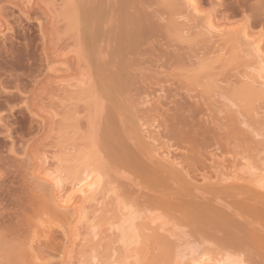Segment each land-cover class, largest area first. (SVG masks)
Listing matches in <instances>:
<instances>
[{
    "label": "bare ground",
    "instance_id": "6f19581e",
    "mask_svg": "<svg viewBox=\"0 0 264 264\" xmlns=\"http://www.w3.org/2000/svg\"><path fill=\"white\" fill-rule=\"evenodd\" d=\"M17 1L25 2V4H32L34 0ZM36 1L42 3L45 6L46 12L52 17L48 23L46 22L48 24L47 26L52 28V32L49 39L47 38L49 40V44L46 45L47 47L45 46L46 48H41L42 55L44 56L45 51H49L51 54H53V56L56 57H72V62L67 66L62 65L63 68L62 66L59 69L58 67L56 69L51 68L53 69V72L51 71L52 73L50 71L48 72V70L47 72L42 71L44 72L43 77H41L43 73L38 74L39 78L41 77L40 79L37 75H30L34 74L35 72L39 73L37 71L39 70L40 66L37 67V71L36 65L34 68H31L32 73L29 71L30 68H28L27 71H29L30 74L28 75V72L26 71L27 73H25V77L22 76V79H25L24 81L26 83L27 81L31 83L34 79L31 81L30 79L36 76L38 79L35 78L33 81L34 85L31 83L29 85L30 88L26 84V87L29 89L27 90L25 87L27 93L26 90H21L18 93L21 94V92H23L26 94L23 95L24 97L22 96L23 93L21 94V97L23 98L22 102L24 101L23 104L26 106L25 109L34 107L47 114V129L41 125L43 126V129H45L43 130L44 132L41 133V136L44 133L41 139L50 138L52 136L59 139L64 135L63 140L65 141V138H67L68 134L71 138L73 132L77 131L78 133L82 132V137L80 134L79 135L80 138H84V140L82 147L79 144L81 148L76 144L80 143L82 140L79 142L78 139V142L75 145L72 144V155L70 152H68L70 151L71 147H69L68 150L65 149V154L68 155L66 159L64 158L65 161L67 162V159L68 161H71L70 156L73 158V160H75V163H72L73 160L70 162V164L66 163L68 164L67 168H69L67 171H65V173L63 172L64 169L61 170L62 165L61 168L59 166L57 167L58 169L56 168L55 170H53V168L49 169L48 166H46L47 156L37 153V145L33 146L36 143H41V139L39 138L40 142L38 139L40 136L38 134L36 135V133L40 132L41 127L39 129L38 127L40 125L37 126V124L31 122L32 125L28 127L31 129V131L37 132L34 135L36 140L35 143L32 142V146L28 149L34 152L38 163L37 167L34 168V171L39 170L38 172L40 173V178L50 186V196L48 199H42L39 202H35L36 206L34 203L33 205L31 204V210L33 209V211L30 210L31 213L25 211L27 213H25V215L24 212L21 211L17 215L19 218L17 221L18 224L15 222L13 225V228H16V230H8L4 228L8 224V221H6V225L5 222L4 224L1 223V226L4 227L0 226V236H6L5 239H7L9 236V240H5L6 242H9L10 239H15V237L19 238L22 236L23 231H21L22 234L20 232L16 233V231H19V224L21 225L22 223L23 226H27V230L28 225L27 223L25 224V222L27 219H29V217L26 216L30 214L29 216L31 220L33 219V216H36L34 217L35 221H33V223L35 222L36 224L33 225L34 229L32 226H29L30 228L28 229H32L35 234L34 236H27L30 239L26 241V245L29 248L28 249L26 246V249L29 251L32 248V245H28V241H32L33 239H35L37 246L35 251L32 253L26 250L28 252V264H50V262H48L49 260L46 261V258L45 261L41 263L44 260V256L40 253H42L43 250L48 249V245L43 246L44 249H42V252L40 250V245L51 242L50 240L55 237V233L57 231L61 232L63 238L68 241L66 248L64 247L65 254L64 258H62L63 262H61V264H244V258L242 259V254L245 251L248 252L249 257H253V259H248L247 257L248 261L251 259L250 264H264V157L260 156L264 150L261 148V130L258 128L260 127L259 123L264 125V121H260V117L257 116L259 113L258 107L255 106L256 103L259 105L260 101L261 103H263L262 100L264 101V50L262 51L261 48V43L264 41V32H261L256 37H250L248 35L249 32L252 31L251 28L255 26L264 28V0H212L214 2L208 3L207 7L205 8L206 10H204L205 2H203V0H61L59 2H56V0H35L33 3H36ZM202 6L203 9H201ZM164 14L166 17H168V26H161L158 22V19ZM237 14L242 17L241 24L238 23L239 25L236 24L234 26L230 25L228 28L223 30H218L214 27L213 21H216L217 23V20H221L220 23L222 24L223 21H230V16L235 17ZM176 16H179V18L182 17L183 19L185 18L184 22L180 23L182 21H179V23H177L178 21ZM189 17L191 18V22L194 20L197 24L194 25V23L190 25V21H186V19H189ZM4 21H2V25H4ZM198 21L200 23H198ZM61 22L65 28L67 24V30L65 29L64 32L68 31L69 33L67 32V36L65 35V37L63 35V31H59L58 33V30L56 29L58 28V25L61 24ZM113 25L115 28H119V31L116 33H111ZM6 26L8 27V25ZM190 30L193 31L192 34H190L191 32L188 33ZM172 32L174 34L176 33L178 39L181 37L180 41L182 40L185 42L188 40L192 42L197 40L195 43H198V39H195L196 37H201V39L205 38V40L201 42L202 46L205 45V41L207 42L209 36V38L215 36L213 32H219V34L222 35L221 38H224L225 43L231 42L240 46L241 42H243L242 44L247 45H245L246 51H243L246 52L245 54L250 57V59H252V62L250 61L251 66L249 65L251 71L249 69L245 73L246 77L242 74L244 80L241 76V80L239 79L238 85H235V81H238L240 76L238 77L236 75L238 78L233 81L234 83L232 82L234 86H231L230 91L232 94H230L228 98L234 102L230 103L231 101H227L228 98H226L225 94L224 96L227 99L226 101L230 104V107L233 108L234 105L238 107V113L241 111L240 109H242V112L247 117L251 116V114L248 113H252L251 118H249L252 121V125L250 123L251 121L248 122L251 127L247 124L245 117L243 118V121H241L242 123H245L240 126H243L242 128H245L246 126V128L240 130L239 124L236 123L238 121L236 115L237 109H235L236 112L233 113L234 110L228 107V110H225V113L227 112L229 114L228 116H224L226 119H228V121L225 120V122H220L222 120L217 118L219 117L218 115L217 117L213 116L211 120L214 122V124L219 121V124L217 123L218 125H224L221 127L216 124L217 129L221 128L220 130L222 133L220 134L223 135L222 137L213 131L215 127L212 128V125L211 128L207 126V121L204 122L206 125L200 124L198 122L196 124L190 121V119L195 120L194 115L196 113L194 112H197V108L193 107L194 109H188L190 113L192 112V118L190 117L189 113L188 115L190 119L187 115L186 119H189V122L192 123L191 125L189 123L187 124L188 121L185 119V115H183L184 112H180L181 108L178 107L180 110L179 112L176 108V111L177 114H182L184 118H182V116H178L176 111L174 112L175 114H173V110L170 108L161 107L162 101L160 100L163 95L161 97L159 96L160 98H157L153 102L150 101L153 97H155L156 94L154 93L159 91V88L157 87L156 90L154 89L155 87L153 85L157 83V86L160 87L161 91V89L164 87H166V89L168 88L162 84L161 81H163V83H167L171 80H154V77L151 79L147 76V79H144L145 74L151 75L152 72L143 73L142 71H139V69L138 72H136L137 68L135 67L136 65L137 67L139 66V56H141V54L144 53L150 56L153 55L154 58L149 56L151 60L148 58L147 60L145 59V61H157V63L159 62L158 65L160 66H175V68H177L179 64H183L184 67L188 65L186 68L189 70L188 67L191 65L190 62L193 60L190 58L193 56L194 59L196 57L195 61L197 60L199 66H201L202 63L205 64L206 68V65L208 64L204 61V59L200 61L197 58L199 54L197 53L198 49L194 48V54L192 53L193 51H191V49L190 52L185 50V53L181 52L182 54H180L179 52L176 54L171 50L161 51L159 50V47L156 48L153 45L152 47H155L157 52L154 51L156 54L152 53L151 50H155V48H148H151L152 45V43L149 41L156 42L160 35L168 36V34H171ZM194 32L197 33H195L192 38H187L188 35L189 37L190 35L192 36ZM211 33H213L214 36ZM185 34L187 35L186 38ZM202 34L205 36L203 37ZM216 35L218 36V34ZM101 37H103V45H100L99 43ZM109 38H112L114 41L112 42L115 43V45L112 44L113 51H111L112 45L110 47V43H108L109 40L111 42V39ZM208 41L212 42L213 44L215 43L210 39H208ZM206 45H209V43L207 42ZM219 45L220 44H218V48H215L213 45L215 51L217 49L220 51V47H223V45ZM237 47L233 46L231 51L234 52V49L236 48L235 50H237ZM144 48L146 51L150 50L151 52H149L151 54L149 52L146 53ZM198 48L200 47L198 46ZM207 49L211 52L212 48L207 47L206 50ZM22 50L24 49H21L18 52H22ZM17 54L18 57H16ZM17 54L15 55L17 62H21L23 59L26 61V55L21 54V56H19V53ZM108 54H110L111 58ZM190 54L191 57L189 58ZM27 57H29V55H27ZM12 58L14 59L13 56ZM43 58H45V56ZM142 58L140 57V59ZM186 58L188 60L187 65L185 66L183 60L186 62ZM199 58H201L200 55ZM111 59H113V61ZM195 61L193 60L194 64ZM20 62L19 64L21 65ZM7 63L8 62H6V64ZM14 64L13 66L16 68V65ZM19 64H17L18 68L20 66ZM154 64L156 65V63ZM194 64H192V66ZM24 65H26V63ZM158 65L156 66L157 69L159 67ZM13 66L10 65L9 68ZM180 67L181 66H179V68ZM9 68L7 72H9ZM15 68H11V71L14 72ZM202 68H204L203 65ZM41 69L43 70L44 68ZM180 69H183V67ZM4 70L6 71V68ZM72 71H75V73ZM2 72H0V80H6L7 83L10 80L9 78H11L13 75L9 76L11 73H8L9 75H7L9 78L5 77V75L4 78H2ZM134 72L135 74L137 73V76H139L138 73L142 72L139 78H135L139 80H135L132 76ZM197 72H194L191 77L198 76L200 71L198 73ZM158 73L160 72L158 71L154 74L158 75ZM247 74L249 75L247 76ZM17 75L19 76V73ZM184 75H186V69ZM151 76L154 75L152 74ZM15 77H13V80ZM148 78H150V80H148ZM155 78H157V76H155ZM24 81L21 84L19 82L18 83L20 85L23 84L22 87H24ZM140 81L141 84H143L141 86H139ZM147 81L148 85L150 82H153L152 85L150 84L146 89L145 87L147 84L145 82ZM184 81L185 83L186 81L189 82V80ZM136 83L138 86H136ZM20 85L16 84L15 89L16 86L19 87ZM162 85H164V87H162ZM22 87L20 86L18 90L20 88L22 89ZM209 87L210 86L206 87V89L208 88L209 90ZM13 88L14 87L12 86V89ZM151 89L155 91L153 92ZM166 89L163 90H165V92L169 90L171 93L168 92V94L163 97L167 101L169 96V101H172L171 98L174 96V94L171 96L173 89L171 90L170 87L167 90ZM1 90L0 97L2 95L5 96V99L8 102L17 100L19 101L18 103L20 105L21 97H19L20 95H18V93L14 94L12 92L11 94H5L10 93L9 91L6 92V90L5 92L3 91L2 94ZM134 90L136 91V94ZM132 91L134 92L133 95H136L135 99L137 96H140L138 97L139 99L137 98V100H141L139 105L141 104L142 106H145L146 110L142 109L143 111H141V113L147 111V113H149L148 117L149 115L150 119L153 117L151 123H146V120H137L134 117V120L132 121L135 124L137 122V124L135 125L133 122L131 124L130 117H132V113L130 112H133L134 110L138 114L140 112L138 111L140 106L138 107L136 105L135 107L133 105L134 98L132 100V95H128L129 92L132 93ZM151 92H153L152 95L154 96L151 95ZM161 94L163 93L161 92ZM3 96L1 98L2 100H4ZM45 98H49L51 102L48 100L47 102H50L49 104L51 106L47 105L48 103L44 101ZM1 101L0 104L3 105L4 101L2 103ZM130 101L131 104H128ZM238 101L243 103L239 104ZM8 102H6V104ZM52 103L55 104V106L53 105L52 107ZM225 103L224 107H226ZM16 104L17 103H15V106L18 105ZM1 105V108H5ZM19 105L17 106L18 108ZM253 105L256 107H254V109H257L258 113L253 110ZM8 106L5 108L6 112H8ZM24 106L22 108H24ZM195 106H197V104ZM160 107L162 108V111H165L166 109L165 113L171 112L172 115H169V117L165 119V115L163 116L160 114ZM211 108L214 110L215 107ZM218 108H220V106ZM15 109L17 108L15 107ZM217 109L216 112L219 110ZM11 110L9 111L16 113V111H14V107L13 109L11 108ZM125 111L129 112L130 117L126 115L128 113ZM162 111L161 113H163ZM223 111L224 109L222 112ZM228 111H231L232 113ZM4 112L3 114L1 113V118L2 116H4V118L7 116L6 112ZM20 113L22 114V111L16 114ZM27 113H29V111H27ZM212 113L215 114L214 111ZM8 114L10 119L9 117H6V123L5 121H2V124L5 123L7 126H10L8 123L11 122V120L12 122L17 123L18 121L22 122V118L20 117L22 115H11L10 112ZM78 115L80 116L78 117ZM160 115L167 123L163 125L160 121L157 126H154L153 122L157 121V118ZM254 115L258 117L257 118L255 116L257 119H259V121L253 117ZM12 116H15V118L20 117L19 119L21 120H17V118L11 119ZM252 117L254 118L255 122L252 120ZM1 118L0 120H3V118ZM80 119L82 121V126L80 124V126L77 125ZM214 119L216 121H214ZM249 119H247V121H249ZM70 120L74 121L72 122ZM128 120L130 126L126 127L125 125L127 123L124 124V122H127ZM24 122L21 123L22 126L25 125ZM70 122L74 123V127L77 125L78 128H73L72 123ZM117 122L121 124L120 129L118 128L120 127V124L117 127ZM2 124L0 125L3 127ZM15 124L16 123H14V125ZM146 124H148V126ZM225 124L227 125L226 127ZM132 125L135 127V129L130 128ZM137 125L138 127H136ZM247 125L250 127V129ZM159 126L164 128L163 130L165 132L161 131V133H164V135H158V133H160L159 129H157L158 132L154 130ZM68 127L70 133L73 129L71 135L66 129ZM79 127L83 131H78V129L81 130ZM149 127L151 128L149 129ZM152 127H156L153 128V131L157 132V135L156 133L153 134V131L151 130ZM224 127L225 131L223 130ZM136 128H141L140 130L138 129L139 131L137 130L138 132L136 131L138 133L137 137L135 136V131H133L136 130ZM247 129L250 132L248 134L249 136L246 134L248 133ZM4 130H6V128ZM99 130L101 131L98 132ZM244 130H246V132H244ZM122 131L124 133H122ZM140 131H142L141 138L138 137L141 134ZM27 132L30 134V130ZM217 133L219 134L218 131ZM58 134L61 136L58 137ZM122 134H128V140H133L135 138L134 140H136L137 143L139 142V145L141 143V148L138 149L137 145L136 150L129 148L128 144L130 147H135V145L133 144L131 146V141H128V143L124 139L125 137L123 138ZM8 135L10 136L9 133ZM98 135L101 136V141L100 138L99 141H97ZM77 137L79 136L76 133L75 139ZM161 137L171 141L173 140L172 142L174 143L172 144L175 145V147H177L176 143L178 144V147L181 145L182 148L187 145L184 148V153L186 154H180L181 152H178L179 154H177L173 151L174 149L170 150V148L173 147L172 144L164 143L161 146V142L159 143L158 141L159 139L161 140ZM257 137H259L258 140H256ZM32 138L34 139V137ZM231 138H235L234 140L236 144L235 142L231 141ZM44 139L42 140L43 142ZM146 139H149L150 142L146 141ZM236 139L240 144H237ZM259 139L261 141H259ZM212 140L214 141V145L216 143L221 148H225L224 150L226 151L224 152H228L230 155L232 153L234 155L232 157L233 159H231V157L229 159L232 160V163L229 166L231 169H228L229 164H227L228 168H226L228 171L226 170L225 172V167L223 168L224 165L221 164L224 160L220 156L219 157L221 158L222 162H219L217 157L215 158L217 161L215 159L212 160L213 156H215V154H212V158H209H211L212 162L214 163L211 165V167H213L215 170H212V172L209 174L202 173L200 176L201 180L205 183L206 181L212 179L216 180L213 183L199 184L197 183L198 181L191 177L189 174V168L187 169V167L195 164L198 156L201 155V151L208 145L210 146V142L212 145ZM98 142L102 144L105 151H102V148H100L101 150L97 149L96 145ZM259 142H261L260 147ZM231 143L234 144V149L235 145H238L237 147H239V145H241V147L245 146V148L247 147L246 149L250 148L249 152L251 151V154L245 153L246 150L243 151L244 149L242 150V153H239L241 147H239L238 150L235 149L237 152L234 151V149L231 151ZM159 145L161 147H159ZM75 146L76 152H73ZM67 147L68 146H66V148ZM252 151H254V153ZM238 155L239 158H236ZM105 159L108 160L107 163L109 164L106 163ZM229 160H227V162H229ZM229 170L231 171L229 172ZM120 178L121 181L124 180L126 186L125 184L121 185L119 183L120 180L118 179ZM110 194L113 195L112 197L110 196L111 200H107V203L110 201L111 205L107 204L110 206V208H106L107 206H105V201L107 197L109 198ZM145 212L147 216L144 214ZM19 215L21 216L19 217ZM23 215L24 220L22 219ZM248 216H250V218ZM144 217H146V221ZM246 217L248 221L245 220ZM251 218L253 219L250 220ZM238 219H241V221ZM9 221L10 222L8 225L11 224L12 219H9ZM168 221L174 222L170 228L167 225ZM27 222L28 224H33L31 221L29 222V220ZM62 222L63 224H59ZM154 223H157V225L155 227H151V225H154ZM166 225L169 229L165 228ZM103 226L104 228H102ZM7 228L12 227L9 226ZM181 228H187L192 235L200 238L202 241L201 245L188 247L185 245L182 246V244H178V242L176 243L177 240L173 242L171 237L177 236L176 238H179L180 234L182 233L177 229ZM160 230H163L164 234ZM217 232L221 233L220 237H218L219 233L216 234ZM15 234L17 236H15ZM169 239H171L172 242ZM2 241L4 242V240ZM1 242L0 245H2ZM204 242L206 244H204ZM29 244L31 243L29 242ZM100 246L101 248L103 246L102 255H100L101 252H98V248ZM258 251L260 253H258ZM249 252L252 254L251 256L249 255ZM19 254L21 253L19 252ZM256 256L259 257L255 258L254 260V257ZM258 258L260 262H257L256 259Z\"/></svg>",
    "mask_w": 264,
    "mask_h": 264
},
{
    "label": "rangeland",
    "instance_id": "374dc122",
    "mask_svg": "<svg viewBox=\"0 0 264 264\" xmlns=\"http://www.w3.org/2000/svg\"><path fill=\"white\" fill-rule=\"evenodd\" d=\"M35 1V0H34ZM33 1V2H34ZM59 2V1H61V0H56V2ZM215 1V0H214ZM214 1H212V0H203V2H205V7H204V10H206L205 8L207 7V4L208 3H210V2H214ZM32 2V4H25V2H20V1H17V0H0V20H1V23H0V72H2V71H4V72H2L1 73V77L2 78H4V75H5V77H8L9 78V76H11V75H13L11 78H9L10 80L8 81V82H10V83H6V80H0V90L2 91V94H3V91L5 92L6 90V92H10V93H5V94H11L12 92L14 93V94H16V93H18V92H20L21 90L22 91H25L26 89H25V87H26V84H27V86L30 88V84L31 83H33L32 85H34V80H35V78L36 79H38L39 78V75L38 74H40V73H43L42 74V76L41 77H43V75H44V72H47V70H48V72L50 71H52L53 72V69H51V68H57L58 67V69L59 68H61V66L62 65H70L71 64V62H72V57H69V58H62V57H59V56H53V54H51L49 51H45V53H44V56H45V58H43L44 56L42 55V50H41V48L43 49L46 45H48L49 44V37H50V35H51V32H52V28H50V26L48 27L47 25V23H48V21L52 18L47 12H46V10H45V6L42 4V3H39V2H37L36 1V3H33ZM27 5V6H26ZM201 9H203V6L201 7ZM203 11V10H202ZM237 15H238V17H237ZM235 17L234 16H230L229 17V19H230V21H223L222 22V24L220 23L221 22V20H217V23H216V21H213V24H214V27L216 28V29H218V30H223V29H226V28H228V26H230V25H236V24H241V22H242V17H240V15L239 14H237ZM163 16V17H162ZM161 16V18H159L158 19V22H159V24L161 25V26H168L169 25V23H168V17H166V15L164 14V15H162ZM160 17V16H159ZM184 17V16H183ZM164 18V19H163ZM175 18V17H174ZM233 18V19H232ZM163 19V20H162ZM176 19H177V23H179V21H182V22H180V23H183L184 22V20H185V18L183 19L182 17L181 18H179V16H176ZM175 19V20H176ZM4 20H6V21H4ZM191 20V18L189 17V19H186V21L188 22V21H190ZM232 20V21H231ZM2 21H4L5 23H6V25H8V27L5 25V23H4V25H2L3 24V22ZM194 20H192V22L190 21L189 23H190V25H192V24H194V25H196L197 23H196V21H194ZM47 22V23H46ZM62 22H64V21H62ZM61 22V24H59L58 25V28H56L57 30H58V33H59V31H63V35H64V37H65V35H66V33L68 32V31H66V32H64L65 31V29L67 30V24H66V28H65V26L64 25H62L63 23ZM200 22H201V20H200ZM199 21H198V23H200ZM225 22H226V24H225ZM234 22H235V24H234ZM168 23V24H167ZM231 23V24H230ZM238 24V25H239ZM114 25H115V23H114ZM114 25H113V28L111 29V33H116L117 31H119V28L118 27H114ZM220 25V26H219ZM224 25V26H223ZM47 26V27H46ZM7 28H10V29H7ZM114 29V30H113ZM196 29V28H195ZM201 29V28H200ZM215 29V30H216ZM252 29V31H250L249 32V36L251 37H256V36H258L261 32L263 33L264 32V28H261V27H253V28H251ZM250 29V30H251ZM258 29V30H257ZM113 30V31H112ZM163 30V29H162ZM194 30V29H193ZM196 30H198V29H196ZM204 30V29H203ZM202 30V31H203ZM195 31V30H194ZM191 32V33H190ZM192 32L193 31H189L188 33H190V34H192ZM205 32H206V30H205ZM69 33V32H68ZM195 33H197V32H194V34L191 36L190 35V37H189V35H188V37L187 38H192L194 35H195ZM215 34V36H214V34ZM213 33H211V34H213V36L214 37H212V38H209L208 37V39H210V40H213L215 43L213 44L212 42H210V41H208V39H207V42L209 43V45H206V41H205V45H201V42L203 41V40H205V38H202L201 39V37L199 38V37H196L195 39H198V43H195L197 40H195L194 42H192V41H189L188 39V41H180V38L178 39V36L176 35V33L174 34L173 32L171 33V34H168V38L165 36V35H160L159 37H158V39H157V41L155 42V41H149V42H151L152 43V45H151V48L150 47H148L149 49H152V48H158L159 47V50H171V51H173V53H176V54H178L179 52H180V54H182L181 52H183V53H185V50H188L189 52H190V49H191V51H193L192 53L194 54V52H195V50L194 49H198V52L197 53H199L198 54V59L201 61L202 59H204V61L206 62V63H208L207 65H206V68H205V64H202L201 63V66H199L198 65V62H197V60L195 61V59H196V57H195V59H194V56L192 57V58H190L191 57V54H190V56H189V58L192 60H194L195 61V64L193 63V60L190 62V66L188 67V69L189 70H187V58H186V62H185V60H183V62L185 63V66L186 67H184V65L183 64H179V66H181L180 68H182L183 67V69H180L179 68V66L177 67V68H175V66H171V67H167V66H160V65H158L159 64V62L157 63V61L155 62V61H153V62H150V58H149V56L150 55H148V54H141V56H139V60H140V64L138 63V67H137V65H136V67L135 66H133V67H135V68H137L136 70V72H138V69H139V71H142L143 73H151V75L153 74L154 76H151V75H148V74H145V77H144V79H147V77H150L151 79L153 78L154 80H158V79H160V80H171L170 82H167V83H163V81H161L162 82V84H164L165 86H167L168 88L170 87L171 88V90H172V95L171 96H173V94H174V96H173V98H171L172 99V101H169V96H168V99H167V101H168V103H167V101H166V99L164 98L165 97V95H167L168 94V92L169 93H171L169 90L168 91H166L165 92V90H163V89H166V87H164V85H162V87H164V88H162L161 89V91H160V87L159 86H157V83L156 84H154L153 86L155 87L154 89H156L157 87L159 88V91H157V93L155 92L154 94H156L155 95V97H153L150 101L151 102H153V101H155L157 98H160L162 95L164 96H162V98H161V100L160 101H162L161 102V107L162 108H170V109H172L173 110V114H175L174 112L176 111V108H177V110H178V112L180 111V112H184L183 113V115H185L184 117H185V119H186V115L189 117V113H190V111H188V109L189 108H192V109H194L193 107H195V108H197V112H194V113H196L195 115H194V113H193V115H194V119L196 120H193V119H190V117H191V113H190V117H189V119H190V121L192 122V123H196L197 124V122L198 123H200V124H204V122L205 121H207V126L208 127H210L211 128V125H212V128H214L213 129V131L217 134V135H221L220 133H222L221 132V128L220 129H217L216 127V124L219 122H217L216 124H214V122L213 121H211L212 120V118H213V116L214 117H217V115L219 116V117H217L218 119L220 118L222 121H220V122H225V120H227L228 121V119H226L224 116H228V114L229 113H225V110H228V107L230 108V109H232V110H234L233 111V113L234 112H236L235 111V109H237V122L236 123H238L239 124V126L240 125H243V123H245V122H241V121H243V118H245L246 117V122H247V124H248V122H250L251 121V119H249V118H251V116H252V113L250 112V113H248V114H251V116L249 117H247V116H245L244 115V113L242 112V109H240L241 111H239V113H238V107H236L234 104H232V105H234L233 106V108L232 107H230V104L227 102V101H231L230 103H232V102H234L233 100H229V98H228V96L230 95V94H232V92L230 91L231 89V86H234L233 84H232V82L236 79V78H238L239 76V78H238V81H235L236 82V84L235 85H238V83H239V79L241 78V76H242V78H243V75L245 76V73L250 69V71H251V68L249 67V65L251 66V62H252V59H250V57H248L245 53L246 52H244L243 50H245L246 51V47H245V45L244 44H242L243 42H241V45L240 46H238V45H236V44H233V43H231V42H227V43H225L224 42V38L222 39L221 38V36L222 35H220L219 34V32H213ZM162 34V33H161ZM187 34V33H186ZM185 34V38H186V35ZM204 34V33H203ZM203 34H202V36H203ZM205 34H208V33H205ZM210 34V35H211ZM216 34H218V36L216 35ZM56 35H57V33H56ZM60 35H61V33H60ZM60 35H59V37H60ZM62 35V36H63ZM255 35V36H254ZM48 36V37H47ZM61 36V37H62ZM67 36V35H66ZM205 36V35H204ZM203 36V37H204ZM207 36V35H206ZM64 37H62V38H64ZM249 37V38H250ZM48 38V39H47ZM47 39V40H46ZM104 39H105V37H104ZM109 39H111V42L113 41L112 40V38H109ZM199 39H200V41H199ZM102 40H103V37H101V40H99L100 42V45L102 44L103 45V43H102ZM242 41V40H241ZM110 42V40H109V42L108 43H110V47H111V45L112 44H114L115 45V43H111ZM46 43V44H45ZM150 43V44H151ZM204 43V42H203ZM263 43H264V41H263ZM263 43H261V48H262V51L264 50V44ZM43 44V45H42ZM218 44H220L219 46H221V45H223V47H224V50H223V47H220V51L217 49L216 51L214 50L216 47L218 48ZM155 46V47H152V46ZM213 45H214V47L215 48H213ZM146 46H148V45H146ZM150 46V45H149ZM198 46L200 47V48H198ZM233 46H238L237 47V50H235L234 49V52H232L231 51V48L233 47ZM247 46V45H246ZM47 47V46H46ZM45 47V48H46ZM109 47V48H110ZM144 47H145V45H144ZM208 47H211L212 49H211V52H210V50H206V48ZM155 48V50H151L152 51V53H154V51H156L157 49ZM194 48V49H193ZM21 49H24V50H22V52L20 51V52H18L19 50H21ZM111 49V48H110ZM145 49V48H144ZM26 50H27V52H26ZM109 50V49H108ZM207 52H206V51ZM110 51V50H109ZM111 51H113V45H112V49H111ZM145 51H146V49H145ZM144 51V52H145ZM150 51V50H149ZM149 51H146V53H148ZM150 51V52H151ZM170 51V52H171ZM221 51H223V52H221ZM236 51V52H235ZM26 54H25V53ZM149 52V53H150ZM157 52V51H156ZM206 52V53H205ZM208 52H210V53H208ZM213 52V53H212ZM221 52V53H220ZM264 52V51H263ZM17 53H19V56H21V54H24V55H26L25 56V60L26 61H24V57L22 58L23 60H21V65H22V68H21V65L19 64V62H17V58L16 57H18V54ZM28 53V54H27ZM158 53H159V51H158ZM157 53V54H158ZM196 53V54H197ZM224 55H223V54ZM17 54V56L15 57V55ZM46 54V55H45ZM151 54V53H150ZM154 54H156V53H154ZM161 54H162V52H161ZM192 54V55H193ZM23 55V56H24ZM27 55H29V57H27ZM109 56H110V54H108ZM160 55V54H159ZM158 55V56H159ZM199 55L201 56V58H199ZM12 56L14 57V59L12 58ZM109 56H108V59H109ZM152 57H153V55H151ZM150 56V57H151ZM140 57L145 61V59L147 60L148 58L150 59L148 62H144L142 59H140ZM156 57H157V55H156ZM110 58H111V56H110ZM154 58V57H153ZM208 58V59H207ZM3 59V60H2ZM6 59V60H5ZM28 59V60H27ZM20 60V59H19ZM106 60H107V56H106ZM112 61H113V59H111ZM155 60V59H154ZM214 60H216V61H214ZM10 61V62H9ZM13 61H15V62H13ZM24 61V62H23ZM115 61H116V59H115ZM204 61H203V63H204ZM251 61V62H250ZM6 62H8L7 64H6ZM16 62H17V64H19L20 66H19V68H18V66H17V64H16ZM98 62V61H97ZM109 62H110V60H109ZM10 63V64H9ZM15 63V64H14ZM23 63V64H22ZM26 63V65H24ZM94 63V62H93ZM154 63H156V65L153 64ZM188 63H189V61H188ZM8 64H9V66L11 65V66H13V64L14 65H16V68H15V66H13V67H10L9 68V66H8ZM29 64V65H28ZM161 64V63H160ZM192 64H194L193 66H192ZM210 64V65H209ZM29 67H28V66ZM36 65V68L38 67V66H40L39 67V70H38V68L36 69V71L37 72H39V73H34V74H30L29 73V71H31V68H34V66ZM159 66L158 67V69L156 68V66ZM176 65V64H175ZM202 65L204 66V68H202ZM5 66V67H4ZM9 68V72H7L8 71V68ZM46 66V67H45ZM49 66V67H48ZM253 66V65H252ZM4 67V68H3ZM133 67H132V72H133ZM6 68V71L4 70ZM11 68H15L14 70V72H12L11 71ZM28 68H30V70L29 71H27V69ZM41 68H44L43 70L41 69ZM62 68H63V66H62ZM186 69V75H184V72H185V69ZM192 68V69H191ZM49 69H51V70H49ZM54 69V70H55ZM57 69V70H58ZM143 69H145V70H143ZM191 69V70H190ZM34 70V69H33ZM57 70H56V72H57ZM135 70V69H134ZM25 71V72H24ZM28 73H27V72ZM42 71H44V72H42ZM153 71H154V73L155 72H160V73H158V75H155L154 73H153ZM199 72L200 71V74L198 75V76H196V77H191V75L194 73V72ZM7 72V73H6ZM24 72V73H23ZM51 72V73H52ZM73 72V71H72ZM71 72V73H72ZM142 72H140V73H138L139 74V76H141V73ZM197 72V73H198ZM216 73V75H215V73ZM6 73V74H5ZM8 73H11L10 75L8 74ZM13 73V74H12ZM19 73V76L17 75ZM22 73H23V75H22ZM25 73H27L28 75L30 74V75H37L38 76V78H37V76L36 77H34V78H32L31 76V78L32 79H30V81L31 80H33L31 83L29 82V81H27V83L24 81L25 79H22V76H24L25 75ZM31 73H32V71H31ZM73 73H75V71L73 72ZM252 73V72H251ZM9 76H8V75ZM15 74H16V77L18 78V77H20V78H16L15 77ZM26 74V75H27ZM241 74V75H240ZM243 74V75H242ZM189 75H190V78H189ZM236 75L238 76V77H236ZM249 74H247V76H248ZM133 77H134V79L137 77V78H139V76H137V73L135 74V72L133 73V75H132ZM143 76H144V74H143ZM147 76V77H146ZM155 76H157V78H155ZM188 76V77H187ZM13 77H15V79L13 80ZM25 77V76H24ZM23 77V78H24ZM40 77V78H41ZM159 77V78H158ZM188 78V79H186V78ZM246 77V76H245ZM39 78V79H40ZM143 78V77H142ZM150 78H148V80H150ZM1 79V78H0ZM19 79H22V80H19ZM29 79V78H28ZM135 80H139V79H135ZM184 80H189V82L188 81H186V83H185V81ZM196 80H198V81H196ZM241 80V79H240ZM243 80H244V78H243ZM23 81L25 82L24 84H25V86L24 87H22V85H20L21 83H23ZM37 81V80H36ZM194 81H196V82H194ZM17 82V83H16ZM20 84H19V83ZM153 82V81H152ZM152 82H150V84L152 85ZM160 82V83H161ZM188 82V83H187ZM191 82V83H190ZM14 83H15V85L16 84H18V85H20L21 87H22V89L20 88L19 90H18V88L20 87H17L16 86V89H15V85H14ZM29 83V84H28ZM36 83V82H35ZM146 84H147V86L145 87L146 89H147V87H149V85H148V81L147 82H145ZM234 83V82H233ZM6 84V85H5ZM12 84V85H11ZM139 84V83H138ZM145 84V85H146ZM9 85V86H8ZM32 85H31V88H32ZM141 85H143V84H141V81H140V84H139V86H141ZM12 86L14 87L13 89H12ZM136 86H138L137 85V83H136ZM208 87V86H210L209 87V90H208V88L206 89V87ZM28 87H26L27 88V90H29L28 89ZM51 87V86H50ZM205 87V88H204ZM167 88V89H168ZM166 89V90H167ZM27 90H26V93H27ZM149 90H150V88H149ZM151 90H153V89H151ZM157 90V89H156ZM202 90H203V92H202ZM206 92H205V91ZM155 90H153V92H154ZM134 92H135V94H136V91L134 90ZM133 91H132V93L131 92H129V94L128 95H132L131 97H132V100H133V98H134V100H133V102H134V106L136 107V105L139 107L140 106V108H138V111H140L139 112V114L138 113H136L135 112V110L133 111V112H130V113H132L131 114V116L132 117H130V115H129V112L128 111H125L126 113H128V114H126V115H128V117H130V121H131V124H132V120H134V117H135V119H137V120H142V121H144V120H146L145 122L146 123H151L152 122V119H153V117H151V119H150V115H149V117H148V114L149 113H147V111H144V113L142 112L141 113V111H143L142 109H144V110H146L145 109V106H142L141 104L139 105V102L141 101H139V100H137V98L138 97H140V96H137V98L135 99V97H136V95H133V93H134ZM153 92H151V95L153 94ZM161 92L163 93V94H161ZM23 92H21V94H22ZM202 93H203V95H202ZM21 94H19L18 93V95H20L19 97H21ZM224 94L226 95V98H228V100L225 98V96H224ZM228 94V95H227ZM23 95H26V94H22V96ZM142 95V94H141ZM205 95V96H204ZM3 96V95H2ZM2 96L0 97V101L2 100L1 98H2ZM45 96V95H44ZM47 96V95H46ZM152 96H154V95H152ZM152 96H150V97H152ZM160 96V97H159ZM224 96V97H223ZM4 97V100H2L1 101V103L3 102L4 104L3 105H1L2 107H5V108H7L6 106H8L9 108L7 109V111L8 112H6V109L5 108H1L0 107V109L1 110H5V112H6V114H7V116L6 117H9V112H10V114L12 115H15L16 113H19V112H21L22 111V114L20 113V114H16V116L17 115H22V116H20L21 118H22V122H19L18 121V123L17 122H12V120H11V122H9L8 123V125H10V126H7V124H5L6 123V120H5V118H4V116H2V118H3V120H0V124H2L3 122L2 121H5V123L4 124H2L3 125V127H4V129L6 128V130H4L3 129V127L0 125V127H1V129H0V226L2 225L1 223H3L4 224V222H5V225H6V221H8L7 223L9 224V219L11 220L12 219V221H11V224L10 225H6L7 227H12V228H7L6 226L4 227V226H1V227H4V228H6V229H13V230H16V228H13V225H14V223L16 222L17 223V221H18V214L21 212V211H23L24 212V214L26 213V212H30V210H31V208H32V206H31V204L33 205V203H34V205H35V202H39L40 200H42V199H48L49 198V189H50V186L48 185V184H46L41 178H40V173L38 172V171H34V168L35 167H37V165H38V163H37V160H36V158H35V155H34V152H32L30 149H28V148H30L31 146H32V144L33 143H35V133L37 132V131H35V132H33V131H31V129L28 127V126H31L32 124H31V122L32 123H34V124H37V126H39L38 128L40 129V127H41V130H40V132H39V130H38V132L39 133H36V135L38 134L40 137H38V139L40 138H42V136L44 135V133H43V135L41 136V133L42 132H44L43 130H45V129H43V126L44 127H46V129H47V122H46V119H47V114H45V113H43V111H41V110H38L37 108H34V107H31V108H27V109H25L26 108V106H24V104H23V102H22V100H23V98L21 97V101H20V105H21V107H20V105H19V101H6V99H5V96H3ZM24 97V96H23ZM142 97V96H141ZM167 98V97H166ZM209 98V99H208ZM230 98H231V96H230ZM139 99V98H138ZM163 99V100H162ZM223 99V100H222ZM47 100L48 101H50L49 100V98L47 99V98H45L44 99V101L46 102V103H48L47 102ZM54 100H56V99H54ZM137 100V101H136ZM165 100V101H164ZM227 100V101H226ZM135 101H136V103H135ZM6 102H8L7 104H6ZM17 103L18 105H19V108L17 107V106H15V103ZM51 102V101H50ZM49 102V103H50ZM56 102V101H55ZM132 102V103H133ZM170 102V103H169ZM226 102V103H225ZM257 102V101H256ZM256 102H254V103H256ZM262 102L263 103H261V101L259 102V105H257V103L255 104V106H257L258 107V110H259V113H258V111H257V109H254V105L252 106V108H253V110H255V112L256 113H258L257 114V116H259L260 118V121L262 120V121H264L263 120V110H264V101L262 100ZM13 103V104H12ZM23 104V106H24V108H22L23 106H22V104ZM47 104V105H49V106H51L50 104ZM162 103H163V106H162ZM220 103V104H219ZM224 103L226 104V107H224L225 105H224ZM238 103L239 104H242V103H240V101H238ZM237 103V104H238ZM128 104H131V101L130 102H128ZM165 104V105H164ZM172 104V105H171ZM191 104H192V106H191ZM193 104H197V106H195V105H193ZM223 104V105H222ZM228 104H229V106H228ZM53 105L55 106V104H53L52 103V107H53ZM185 105V106H184ZM216 105V106H215ZM220 106V108H218L219 106ZM261 105V106H260ZM148 106V105H147ZM198 106H199V108H198ZM240 106V105H239ZM263 106V107H262ZM13 107H14V111H16V113L14 112H11L12 110H11V108L13 109ZM15 107L17 108V109H19V110H17V109H15ZM144 107V108H143ZM160 107V108H161ZM181 108L180 110H179V108ZM211 107H215L214 108V110H213V108H211ZM219 109H217V108ZM222 107H224V108H222ZM21 108H22V110H21ZM162 108L159 110L160 111V114L161 115H165V119H167L168 117H169V115H172V113L170 112H167V113H165L166 112V109H165V111L163 110L162 111ZM208 108V109H207ZM256 108V107H255ZM260 108H261V110H260ZM24 109V110H23ZM60 109V108H59ZM184 109H186V110H184ZM198 109H199V111H198ZM216 109L219 111V114H218V111L216 112ZM224 109V111L222 112V110ZM0 110V115H2L3 114V112H4V110L3 111H1ZM9 110H11V111H9ZM29 111V113H27V111ZM168 110V109H167ZM182 110H184V111H182ZM243 110H244V108H243ZM17 111H19V112H17ZM137 111V110H136ZM158 111V112H159ZM161 111L163 112V113H161ZM170 111V110H169ZM196 111V110H195ZM214 111V113L215 114H213L212 112ZM4 112V113H5ZM221 112H222V115H221ZM228 112H230V113H232L231 111H228ZM2 113V114H1ZM247 113V112H246ZM255 113V114H256ZM152 114V113H151ZM176 114H177V111H176ZM241 115V116H239V115ZM10 115V116H11ZM125 115V116H126ZM159 116L158 118H159V121H158V118H157V121H155V122H153L154 123V126H157V124L158 123H160V121H161V124H166L167 122L166 121H164V118H162V116ZM178 116H182V118H184L183 117V115L182 114H180V113H178L177 114ZM80 115H78V117H79ZM221 116H222V118H221ZM231 116H232V114H231ZM244 116V117H243ZM256 115H254L253 117H255ZM256 116V117H257ZM261 116H262V119H261ZM20 117H16L17 118V120H21V119H19ZM25 117V118H24ZM27 117V118H26ZM187 117V118H188ZM252 117V120H254V118ZM255 117V118H256ZM1 118V117H0ZM1 118V119H2ZM15 118V116H12V118L11 119H16ZM162 118V119H161ZM192 118V117H191ZM240 118H242V119H240ZM258 118V117H257ZM256 118V119H257ZM9 119H10V117H9ZM32 119V120H31ZM161 119V120H160ZM189 119L186 121L187 122V124L189 123V124H191L192 125V123H190L189 122ZM224 119V120H223ZM247 119H249V121H247ZM259 119H257L258 121H259ZM30 120V121H29ZM193 120V121H192ZM245 120V119H244ZM24 121H27V122H24ZM47 121H48V119H47ZM70 121H72V120H70ZM74 121V120H73ZM72 121V122H73ZM200 121V122H199ZM214 121H216L215 119H214ZM226 121V122H227ZM236 121V120H235ZM2 122V123H1ZM24 122V126H22V124L21 123H23ZM57 122V121H56ZM72 122H70V123H72ZM82 121H81V119H80V121H79V123L77 124L78 126H82V123H81ZM202 122V123H201ZM209 122H212V123H209ZM230 122V121H229ZM254 122H255V120H254ZM257 122V121H256ZM11 123V124H10ZM14 123H16L15 125H14ZM65 123H66V121H65ZM69 123V122H68ZM127 123V124H126ZM208 123H209V125H208ZM251 123V125H252V121L250 122ZM264 123V122H263ZM13 124V125H12ZM33 124V126L35 127V125ZM45 124H46V126H45ZM73 124L74 123H72V126H73ZM80 124V125H79ZM120 123H118L117 122V127H118V125H119ZM124 124H126L125 126L126 127H129L130 126V123H129V120L127 121V122H124ZM133 124H135L134 122H133ZM136 124H137V122H136ZM135 124V125H136ZM219 124V123H218ZM217 124V125H218ZM221 124V123H220ZM227 124V123H226ZM225 124V127L227 126ZM255 124V123H254ZM257 124H258V122H257ZM256 124V125H257ZM260 124V127H258V128H260V130H261V132H260V130H259V132H260V135L263 137H261L260 136V139H262V141L259 139V141H261L262 142V145H261V142H259V147H260V145H261V148H263V150H264V125L263 124H261V123H259ZM41 125H43V126H41ZM68 125V124H67ZM77 125H75V127H77ZM147 126H148V124H146ZM162 125V126H163ZM204 125H206V124H204ZM237 125V124H236ZM249 125V124H248ZM247 125V126H248ZM263 125V126H262ZM5 126H7V127H5ZM37 126H36V128H37ZM69 126V125H68ZM70 126H71V124H70ZM162 126H159L158 128H156V127H152V131H153V128H156V129H154L155 131H157L158 132V130L157 129H159V131H160V133H158V135H160L161 136V134L162 135H164V133H161V131H163V132H165L163 129L164 128H162ZM218 126H224V125H218ZM245 126V125H244ZM250 126V125H249ZM248 126V128L250 129V127ZM74 126H73V128H75ZM136 127H138V125L136 126ZM164 127V126H163ZM225 127H224V131H225ZM238 127V126H237ZM243 127V126H242ZM241 126H240V130L241 129H245L246 128V126H245V128H242ZM256 127V126H255ZM36 128H35V130H36ZM37 128V129H38ZM78 128V127H77ZM80 128V127H79ZM119 129L121 128V124H120V127H118ZM131 129L132 128H134L135 129V127H133V125H132V127H130ZM142 128V127H141ZM141 128H136V130H133V131H135L134 133H135V136L137 137V135H138V131L141 129ZM151 127H149V129H150ZM161 128V129H160ZM257 128V129H258ZM9 129H10V132H9ZM11 129H12V131H11ZM67 130L69 129V127L68 128H66ZM76 129V128H75ZM75 129H74V131H75ZM81 129V128H80ZM139 129V130H138ZM252 129V128H251ZM254 129V128H253ZM30 130V134L27 132V131H29ZM138 130V131H137ZM69 131V130H68ZM72 131H73V129H72ZM72 131H71V133H70V131H69V133H70V135L72 134ZM78 131H83L82 129L81 130H79L78 129ZM101 130H99L98 132H100ZM137 131V132H136ZM155 131H153V134H155L156 133V135H157V132H155ZM217 131L219 132V134L217 133ZM256 131V130H255ZM258 131V130H257ZM10 134V136L8 135V133ZM12 132V133H11ZM33 132V133H32ZM77 133V135L79 136V137H77L76 139H75V135H76V133ZM75 132H73V135H71V138L69 137V134H68V136H67V138H65V141L63 140V138H64V135L61 137V138H57V137H55L54 138V136H52V137H50V138H43L44 139V142L42 141L43 139H41V143H36V144H34L33 146H36L37 145V153H40L41 155L43 154L44 156H47V165L46 166H48V168L50 169H52L53 168V170H55L57 167H59L60 166V168H61V165H62V168H61V170H63L64 169V173H65V171H67L68 170V168H67V166H68V164H66V163H69L70 164V162H72V160H73V158L70 156V158H71V161H68V159H67V162L65 161V159L68 157V155H66L65 153H66V150H68V148L69 147H73V145H75L77 142H78V139H79V142L80 143H77L76 145H78L79 147H80V145H81V147H82V144H83V140H84V138H80V135L82 134V132L81 133H78L77 131H75ZM145 132V131H144ZM244 132H246V130H244ZM247 132L248 133H246L247 135L250 133L249 132V130L247 129ZM28 133V134H27ZM84 133V132H83ZM122 133H124L123 131H122ZM140 136H138L139 138H141L142 136V131H140ZM4 134V135H3ZM33 134V135H32ZM64 134V133H63ZM80 134V135H79ZM98 134H100V133H98ZM144 134V133H143ZM50 135H53V134H50ZM123 135V138L128 142H130L131 141V146L134 144L135 145V147H130L129 146V144H128V147L129 148H132L133 150H136L137 149V147H136V145L138 146V149H140L141 147H140V145H141V143H140V145L137 143V141L136 140H134L135 138H134V136H133V140H128L127 139V136H128V134H122ZM34 137V139L32 138V137ZM57 136V135H56ZM59 136H61L60 134H58V137ZM222 137H223V135H221ZM249 136V135H248ZM251 136V135H250ZM5 137V138H4ZM81 137H82V135H81ZM36 138H37V136H36ZM57 138V139H56ZM99 138H100V141H101V136H99L98 135V138H97V141H99ZM258 138L259 137H257L256 138V140H258ZM40 139H39V142H40ZM50 139V140H49ZM53 139V140H52ZM62 141H61V140ZM68 139V140H67ZM235 139V138H234ZM233 138H231V141H233V142H235V140H234ZM76 140V141H75ZM141 140H143V139H141ZM168 139H164V138H162L161 137V140L159 139L158 141H159V143H160V145L162 146L164 143H166V144H172V143H174V142H172L171 140H168ZM132 141H133V143H132ZM134 141H135V143H134ZM146 141H149V139L147 140L146 139ZM171 141V142H170ZM216 141V140H215ZM236 141H237V139H236ZM33 142V143H32ZM38 142V141H37ZM126 142V143H127ZM128 142V143H129ZM150 142V141H149ZM168 142V143H167ZM214 143V141L212 140V145H211V142L209 143L210 144V146L208 145L206 148H204L202 151H201V155H199L198 156V158H197V160H196V162H195V164L194 165H190V166H186L187 167V169L189 168V174L191 175V177H193L196 181H198L197 183H199V184H204L205 182H203L202 180H201V174L202 173H207V174H209L210 172H212V170L214 171L215 169L213 168V167H211V165H213L214 163L212 162V160H214L216 157H217V159H219V162L221 161V158L224 160L223 161V163H226V164H223V163H221L222 165H224L223 166V168H224V171L226 172V170L228 171V169H231L229 166L231 165V163H232V160H229L230 159V157H231V159H233L232 157L234 156L232 153H231V155L228 153V152H224V151H226V150H224L225 148H221L220 146H218L216 143H215V145L213 144ZM239 142L237 141V144H238ZM73 144V145H72ZM80 144V145H79ZM99 144V145H98ZM156 144H158V143H156ZM235 144H236V142H235ZM240 144V143H239ZM98 145V146H97ZM97 145H96V147H97V149L98 150H101L100 148H102V151L104 150L105 151V149L103 148V146H102V144H100V142H98L97 143ZM159 145V147H161ZM66 146H68L67 148H66ZM77 146V148L79 149V147ZM172 146L173 147H171L170 148V150L172 149H174L173 151L175 152V153H177V154H179L178 152H181L180 154H186V153H184V151H185V147L187 146H184L183 148H182V146L181 145H179L180 147H178V144L176 143V146L177 147H175V145H173L172 144ZM238 145H235V149L236 150H238V148L239 147H241V145H239V147H237ZM65 147V148H64ZM71 147V149H70V151H68V152H70L71 153V155H72V150H73V148ZM80 147V148H81ZM99 147V148H98ZM210 147V148H209ZM217 147H218V150H217ZM234 147V144L233 143H231V151H233V148ZM258 147V148H259ZM135 148V149H134ZM247 148V147H246ZM245 148V146H242L241 147V150H239V153H242L243 151H245V153H249V154H251L250 152H249V150H250V148H248V149H246ZM10 149H11V151H10ZM66 149V150H65ZM234 149V151H236ZM244 149V150H243ZM243 150V151H242ZM221 151H223V152H221ZM73 152H76V146H75V149H74V151ZM100 152V151H99ZM210 152V153H209ZM237 152V151H236ZM253 153H254V151H252ZM101 153V152H100ZM204 153V154H203ZM228 153V154H227ZM212 154H215V156H213ZM223 154V155H222ZM224 154H227V155H224ZM70 155V154H69ZM74 155H75V153H74ZM103 155H104V153H103ZM218 155V156H217ZM230 155V156H229ZM66 156V157H65ZM201 156V157H200ZM211 156H213V158L211 157ZM221 158H220V157ZM260 156H263L264 157V152L263 153H261V155ZM49 157H50V159H49ZM209 157H211L212 158V160H211V158H209ZM219 157V158H218ZM226 157V158H225ZM239 158V155L238 156H236V158ZM53 158H54V160H53ZM56 158V159H55ZM65 158V159H64ZM209 158V159H208ZM59 159H63V160H59ZM217 159H215L216 161H217ZM229 160V162H227V160ZM58 160V161H57ZM75 160H73V162L72 163H75L74 162ZM105 161H106V163H107V159H105ZM109 161H110V159H109ZM56 162V163H55ZM111 162V161H110ZM222 162V161H221ZM53 163V164H52ZM60 163V164H59ZM72 163H71V165H72ZM58 164V165H57ZM107 164H109V163H107ZM227 164H229L228 165V167H227ZM56 166V167H55ZM64 167V168H63ZM185 167V168H186ZM228 169H227V168ZM59 168V169H60ZM213 168V169H212ZM222 168V169H223ZM58 169V168H57ZM231 170H229V172H230ZM38 172V173H37ZM63 172H62V175H63ZM2 175V176H1ZM118 180H120L119 181V183L121 184V185H124L125 184V186H126V183H124V180L123 181H121V178L120 179H118ZM215 180L216 179H212V180H209V181H206V183L205 184H207V183H213V182H215ZM126 182H127V180H126ZM130 187V186H129ZM128 187V188H129ZM19 193V194H18ZM21 195V196H20ZM24 195V196H23ZM113 195V194H112ZM112 195L110 194L109 195V198L107 197V199H106V201H105V206H107L106 208H110V206L109 205H107V204H110L111 205V203H110V201L107 203V200H111L110 199V196L112 197ZM16 197H17V199H16ZM29 197V198H28ZM177 197V196H176ZM23 199V200H22ZM27 199V200H26ZM180 199V198H179ZM10 200V201H9ZM174 200H175V198H174ZM24 201H25V203H24ZM27 201H29V202H27ZM177 201V200H176ZM180 201V200H179ZM27 202V203H26ZM20 204V205H19ZM38 204V203H37ZM36 206V205H35ZM104 206V207H105ZM114 206V205H113ZM7 207V208H6ZM105 208V209H106ZM24 209V210H23ZM26 211V212H25ZM31 211H33V209L31 210ZM31 213V212H30ZM11 214H12V216H11ZM27 214V213H26ZM25 214V215H26ZM145 215H146V212L144 213ZM6 215V216H5ZM30 215V214H29ZM26 216V217H29V219H27V221L29 220V222L31 221L32 223H33V221H35V218L34 217H36V216H33V219L31 220V218H30V216ZM21 215H19V217H20ZM142 216H144V215H142ZM147 216V215H146ZM31 217H32V215H31ZM249 218H250V216H248ZM9 218V219H8ZM16 218V219H15ZM38 218V217H37ZM4 219V220H3ZM22 219L24 220V215L22 216ZM41 219V218H40ZM144 219H145V221H146V217H144ZM253 218H251L250 220H252ZM1 220H2V222H1ZM23 220H22V222H23ZM37 220H39V219H37ZM239 221H241V219H238ZM245 220H247V217L245 218ZM20 221H21V219H20ZM25 222V224L27 223V225H28V228H30L31 226H32V228L34 229V227H33V225L34 224H36L35 222L33 223V224H28V222ZM248 221V220H247ZM174 222L173 221H168V226H169V228H170V226L173 224ZM18 224V223H17ZM59 224H63V222L62 223H59ZM151 225V224H150ZM157 225V223H154V225H151V227H155ZM167 225H166V227L165 228H167V229H169L168 227H167ZM19 231H16V233H18V232H20L21 233V231H23V234H22V236H20L19 238L18 237H15V236H17L16 234H15V239H13V240H11L10 239V241L9 242H6L7 241V239L9 240V236L7 237V239H5V237L3 236H0L1 238H0V242L2 241V240H4V242L2 241L1 243H2V245H0V264H28L29 263V259H28V252L30 251L31 253L32 252H34L35 251V248H36V246H37V244L35 243V239H33L32 241L30 240V241H28V245L30 246V245H32V248L28 251V246L26 245L27 244V240H29L30 238H28L27 236H34V232H33V230L31 229V230H29L28 228H27V230H26V227L27 226H23V223L20 225L19 224ZM22 226V227H21ZM30 226V227H29ZM64 227H66L65 225H63ZM102 228H104V226L102 227ZM21 229V230H20ZM178 231H180L182 234H180V237L179 238H176L175 236H169V237H171V239L173 240V242H175L176 240V243L178 242V244H182V246L183 245H185V246H188V247H195V246H199V245H201V239L200 238H198L197 236H194V235H192L191 233H190V231L187 229V228H181V229H177ZM32 231V232H31ZM160 231H162L163 232V230H160ZM161 232V233H162ZM219 233V234H218ZM21 234H19V235H21ZM163 234H164V232H163ZM167 234V233H166ZM216 234H218V237H220V235H221V233L220 232H217ZM222 234H223V232H222ZM182 235V236H181ZM13 237V236H12ZM4 238V239H3ZM171 239H169L171 242H172V240ZM6 240V241H5ZM107 240V239H106ZM51 242H47V244H43V245H40L41 247V252H42V249H44L43 248V246H45V245H48L47 246V248L48 249H45V250H43V252L42 253H40V254H42L43 256H44V260L41 262V263H43L44 261H45V258H46V261L47 260H49L48 262H50V264H61V262H63L62 260V258H64V254H65V249H64V247L66 248V246H67V244H68V241L65 239V238H63V235H62V233L61 232H59V231H57L56 233H55V237L53 238V239H51L50 240ZM66 241V242H65ZM29 242L31 243V244H29ZM33 243V244H32ZM50 243H51V245H50ZM204 244H206L205 242H204ZM26 246H27V248L28 249H26ZM28 252H27V251ZM19 252L21 253V254H19ZM26 252V253H25ZM98 252L100 253L101 252V254L100 255H102V252H103V246H102V248H101V246L98 248ZM262 252V251H261ZM17 253H18V255H17ZM258 253H260L259 251H258ZM27 256H26V255ZM13 255H17V256H13ZM22 255H23V257H22ZM244 255V256H243ZM246 255V256H245ZM249 255L251 256L252 254H250V252H249ZM10 256V257H9ZM21 257V258H20ZM26 257V258H25ZM247 257H248V259L249 258H251V257H249L248 256V252H244L243 254H242V259L244 258V264H250V262H251V259H253V257L250 259V261H248V259H247ZM257 257H259V256H256V257H254V260H255V258H257ZM173 258V257H172ZM172 258H171V260H172ZM28 259V260H27ZM257 260V262H260V260H259V258L258 259H256ZM27 261V262H26ZM253 261V260H252ZM47 262V263H48ZM249 262V263H248ZM46 263V262H45ZM49 264V263H48Z\"/></svg>",
    "mask_w": 264,
    "mask_h": 264
}]
</instances>
